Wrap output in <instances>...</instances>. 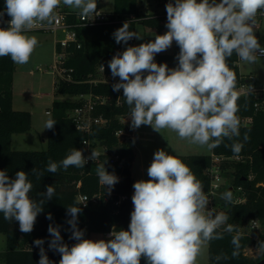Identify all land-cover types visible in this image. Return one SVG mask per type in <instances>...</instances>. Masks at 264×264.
<instances>
[{"label": "clouds", "instance_id": "1", "mask_svg": "<svg viewBox=\"0 0 264 264\" xmlns=\"http://www.w3.org/2000/svg\"><path fill=\"white\" fill-rule=\"evenodd\" d=\"M62 5L82 18L98 15L97 0H5L0 23H4L5 15L10 19L7 27H0V57H10L16 65L27 64L39 45L38 38L30 33L45 25L53 26ZM165 8L164 34L127 46L108 62L112 77L119 78L112 90L123 91L130 127L136 130L150 126L159 134L167 130L209 152L223 144L238 156L250 139V130L239 139L240 93L237 74L229 61L235 55L251 65L264 56V46L255 35L257 16L264 14V0H169ZM112 35L116 44L124 45L143 38L130 30L129 22ZM173 42L179 47L177 66L157 63L155 57L170 49ZM101 69L104 71L103 65ZM253 93L250 84L247 94ZM56 123L50 117L44 129L54 130ZM82 127L77 125L78 130ZM225 140L231 144H225ZM82 143L89 145L87 139ZM100 155L95 148L88 157L82 149L72 148L60 162L49 160L43 170L33 168L32 176L38 182L45 171L56 174L61 168H84ZM106 163L98 164L95 173L110 195L119 177L106 169ZM147 176V180L133 184V210L127 230L113 226L109 239L85 238L78 226L80 205H68L69 239L76 242L71 246L65 243L59 225L48 227V249L60 254L59 264H141L142 258L146 264H198L211 243L224 240L225 234H234L231 254L221 251L212 257V264H225L240 255L239 226L229 223L228 212L208 207L210 196L203 181L181 158L164 149L156 150ZM45 187V192L37 193L40 199H34L31 194L35 183L27 172L20 170L10 177L7 170H0L3 219L18 222L20 232L31 233L44 204L56 196L54 185ZM220 199L231 205L232 191L221 193ZM46 218L51 220L52 214ZM33 243L39 248L38 264H54L44 248L45 240ZM257 250L264 254V242Z\"/></svg>", "mask_w": 264, "mask_h": 264}, {"label": "trees", "instance_id": "2", "mask_svg": "<svg viewBox=\"0 0 264 264\" xmlns=\"http://www.w3.org/2000/svg\"><path fill=\"white\" fill-rule=\"evenodd\" d=\"M5 0H0V10L4 9ZM264 16H257L259 21ZM129 22L130 30L136 31L139 23L153 29L157 34H164L167 29L166 9L162 11H147L143 8L142 0H114L110 20L99 25H90L77 28L81 47L69 48L63 67L67 69L70 78H58L55 82V93L69 98L56 99L53 102L52 119L57 123L54 130H49L48 146L42 150H17L12 148V136L15 133H24L32 129V113L14 107V72L16 64L10 57H0V170H7L10 177L17 171L23 170L33 179L35 188L32 192L34 199H40L37 193L46 191L47 185H54L56 196L44 204V211L38 215L34 230L25 234L19 231L16 221L8 222L0 213V232L6 235V247L0 251V262L3 264H38L39 248L34 246V240L44 239V248L48 258L59 264L60 254L48 249L51 239L48 233L50 224L59 225L61 236L69 246L76 241L69 239L71 233L67 220V206L76 202L82 212L78 218V226L85 232V238L90 239L91 233H108L113 226L117 230H127L132 212V174L131 169L135 158V151L129 142L120 141L117 131L129 126L122 122L121 116L128 114L129 108L124 102L123 91L114 92L112 85L119 81L113 78L108 68V62L117 52H122L127 46H134L131 40L128 45L116 44L113 32ZM179 47L173 42L170 49L155 57L157 63H167L170 68L177 66L175 57ZM238 58L233 55L229 61L230 67L237 74L239 87L246 81L238 66ZM101 65L105 71H99ZM99 78L100 80L94 81ZM107 79L103 81L101 79ZM97 94L108 96L109 100L98 105L95 114L107 118L104 125H96L92 133L78 130L70 112L82 104L80 95ZM241 110L238 113L241 119V137L249 131L250 139L245 143L241 153L235 156L230 147L223 144L211 154H173L188 164L198 179L203 181L205 192L211 196L212 169L216 168L222 174L232 176V186L239 189L242 199L233 201L231 205L213 206L217 212L226 211L231 219L229 223L239 226L241 233L240 255L230 259L225 264H260L264 261V254L253 256L247 253V248L258 246L264 242V93L240 95ZM256 103L258 105H256ZM247 105L245 108L244 105ZM248 119V122L244 120ZM93 138L107 148V153L101 155L99 162H90L84 168H62L56 174L44 172V176L37 182L32 176V169L43 170L49 160L60 162L72 148L83 149L82 140ZM230 145L231 141L225 140ZM119 156L118 160H114ZM219 157V161L215 158ZM105 164L109 172H122L121 182L113 188L109 201L88 203L83 205L79 201L80 193L92 194L100 188L95 169L98 164ZM79 182L81 183L78 186ZM121 194L127 198L119 204L116 201ZM52 219H47V214ZM257 221L260 227L256 232L253 222ZM232 235L225 234V239L213 241L209 247V263L212 257L221 251L229 256L232 251L230 243ZM141 264H146L142 258ZM264 264V263H263Z\"/></svg>", "mask_w": 264, "mask_h": 264}, {"label": "rangeland", "instance_id": "3", "mask_svg": "<svg viewBox=\"0 0 264 264\" xmlns=\"http://www.w3.org/2000/svg\"><path fill=\"white\" fill-rule=\"evenodd\" d=\"M159 0H142L143 8L147 11H156L164 9L165 2L158 4ZM164 4V5H163ZM114 0H97V8L104 11H112ZM136 31L143 37L141 40L134 39V46L140 43H146L154 39L156 32L153 29L145 27L139 23ZM255 35L259 43L264 46V17L257 20L255 25ZM31 35H35L39 40V45L33 52L29 62L25 65H16L14 72V107L16 109L27 110L32 113V129L26 133L16 134L13 141V149L17 150H42L48 146L49 130L44 129L45 122L52 118V105L56 99L69 98L68 96L58 95L55 93V82L59 76L55 69V40L51 33H43L33 30ZM238 66L242 74H253L260 86L264 87V57H260L255 64H247L238 61ZM50 110V112H47ZM134 138L130 144L135 151L132 174V195L134 193V182L144 179L147 180V168L150 166L153 154L158 149H164L169 154H211L206 148L191 145L187 141L180 140L175 133L163 131L161 134L155 132L150 126H141L133 130ZM232 176L222 174L218 182L219 187L214 191L215 196L211 194L209 208L213 206L226 205L220 199V194L226 190L233 193L234 200L242 199L239 189L232 186ZM133 210V205H132ZM256 232L260 230L259 224ZM90 239H108L105 233H91ZM6 247V235L0 232V251ZM258 246L247 248V253L258 256ZM209 263V248L205 255L199 258L198 264ZM0 264H3L0 262Z\"/></svg>", "mask_w": 264, "mask_h": 264}, {"label": "built area", "instance_id": "4", "mask_svg": "<svg viewBox=\"0 0 264 264\" xmlns=\"http://www.w3.org/2000/svg\"><path fill=\"white\" fill-rule=\"evenodd\" d=\"M98 15L96 16H90L87 18L80 17L77 13L71 11L67 7H64L63 5L57 9V19L54 22L53 26L49 27L47 25L39 27L35 29L36 31H41L45 33H51L54 36L55 39V69L60 78H70V74L67 73V69L63 67V63L68 56L69 48L71 47H81V42L78 36L77 28L83 27V26H92V25H99L103 23H107L110 20V12L111 11H104L101 8H97ZM258 16H264V14H258ZM10 19L7 15L3 17L4 23H0V27H7V21ZM132 43H134V39L131 40ZM264 57V56H261ZM101 73L105 71H102L101 67L99 69ZM100 80L99 78L95 79L94 81ZM103 81H107V79L103 78L101 79ZM254 86V95L257 96L259 92L264 93V87L260 86L257 81L256 77L253 74L246 75V81L243 82L239 87H237L238 92L240 95H249L247 94V88L249 85ZM82 100V104L77 106L74 110L70 112V116L72 117L76 127L77 125L85 126L82 127L80 130L85 133H92L94 130V127L96 125H104L107 122V118H105L103 115H97L95 114V111L98 107V105L103 104L109 100L108 96L104 95H95V94H88V95H80L78 97ZM256 105H258L256 103ZM47 112H50L48 110ZM126 115L121 116V120L123 123L127 124L130 128L131 119L130 117ZM245 122H248L249 120H244ZM117 136L119 137L120 141L129 142L130 140L134 138L133 135V129L128 128H122L117 131ZM89 141V145L85 146L83 143V154L85 157H88L91 154V151L93 148L97 149L101 155L107 153V148L103 146L99 140L93 139V138H86ZM101 155L98 160L95 162H99L101 159ZM119 156H115L114 160H118ZM216 161H219V157L215 158ZM94 162L89 160L88 163ZM119 177V182H121L122 179V172L115 173ZM212 174V188H211V194L214 193V191L219 187V181L221 179L222 173L218 171V169L214 168L211 171ZM118 182V183H119ZM81 183L79 182L78 186H80ZM113 193V190L111 194ZM111 194L109 195L104 189L100 186V188L95 191L92 194L88 193H80L79 194V201L86 205L88 203H100V202H107L109 201ZM128 196L127 194H121L119 196V199L116 201V204H119L122 200L126 199ZM211 197V196H210ZM241 200V199H239ZM258 225L257 221L253 222V227H256ZM109 233H106V236L109 237Z\"/></svg>", "mask_w": 264, "mask_h": 264}, {"label": "crops", "instance_id": "5", "mask_svg": "<svg viewBox=\"0 0 264 264\" xmlns=\"http://www.w3.org/2000/svg\"><path fill=\"white\" fill-rule=\"evenodd\" d=\"M162 2H165V5L169 2V0H159V3L158 4H162ZM164 5V4H163ZM155 9H158V11H162V10H164V9H166L165 7H164V9H159L158 7H156ZM43 33H45V32H43ZM256 34V33H255ZM55 40V39H54ZM24 133H26V132H24ZM16 134H21V133H15L13 136H12V148H13V141H14V137H15V135Z\"/></svg>", "mask_w": 264, "mask_h": 264}, {"label": "water", "instance_id": "6", "mask_svg": "<svg viewBox=\"0 0 264 264\" xmlns=\"http://www.w3.org/2000/svg\"><path fill=\"white\" fill-rule=\"evenodd\" d=\"M263 263H264V261H261V262H260V264H263Z\"/></svg>", "mask_w": 264, "mask_h": 264}]
</instances>
